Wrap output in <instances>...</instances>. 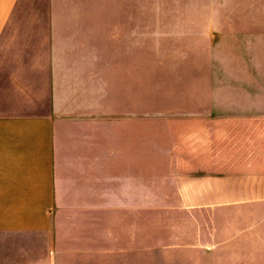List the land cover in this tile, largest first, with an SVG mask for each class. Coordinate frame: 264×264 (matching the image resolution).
Listing matches in <instances>:
<instances>
[{"label":"rangeland","instance_id":"1","mask_svg":"<svg viewBox=\"0 0 264 264\" xmlns=\"http://www.w3.org/2000/svg\"><path fill=\"white\" fill-rule=\"evenodd\" d=\"M60 1L87 43L55 52L58 139L134 175L145 264H264V0Z\"/></svg>","mask_w":264,"mask_h":264},{"label":"crops","instance_id":"2","mask_svg":"<svg viewBox=\"0 0 264 264\" xmlns=\"http://www.w3.org/2000/svg\"><path fill=\"white\" fill-rule=\"evenodd\" d=\"M61 4L0 0V264H145L149 245L143 235L135 249L123 219L134 209V175L109 172L119 158L98 155L95 143L66 149L58 139L55 52L82 43L84 20ZM235 238L241 253L257 243L256 228Z\"/></svg>","mask_w":264,"mask_h":264}]
</instances>
